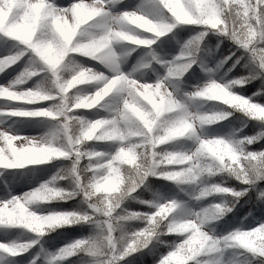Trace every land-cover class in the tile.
Masks as SVG:
<instances>
[{"label": "clouds", "instance_id": "9594fccd", "mask_svg": "<svg viewBox=\"0 0 264 264\" xmlns=\"http://www.w3.org/2000/svg\"><path fill=\"white\" fill-rule=\"evenodd\" d=\"M0 47V264H264V0H0Z\"/></svg>", "mask_w": 264, "mask_h": 264}, {"label": "rangeland", "instance_id": "374dc122", "mask_svg": "<svg viewBox=\"0 0 264 264\" xmlns=\"http://www.w3.org/2000/svg\"><path fill=\"white\" fill-rule=\"evenodd\" d=\"M61 2L63 3H67L69 2V0H61ZM5 50L3 49V47H0V56L5 55ZM89 63H94L92 61H88ZM24 65V60H21L20 62H18V64L16 65H12L10 68L6 69L5 72L0 73V85H7V83L13 79V77L19 72V70L23 67ZM38 79V77H34L33 80L29 81L27 85L24 86H31L34 81ZM5 101L0 99V104H3ZM40 106H44V105H27V107H40ZM20 119H32V120H37L39 118H17V117H12L11 119L7 120V123L11 124L13 121H17ZM23 133L26 134H34L38 131H40L39 128H35V127H22L20 129ZM40 168H51V165H41L38 166ZM10 171H14V170H10ZM31 185L27 184V183H22L19 185H16L14 188V191L16 193L19 192H23L25 190H27L28 187H30ZM5 192V187H4V181L2 179H0V196H2ZM75 204V201H69L67 203H59V204H53L51 205V207L54 208H58V209H69L71 208L73 205ZM88 228L85 227H80V226H74L71 228H64V229H60L58 233L53 234V237L50 238L55 240V243L52 246H58L61 243L65 242L66 240L72 239V238H76V237H80L83 234L87 233ZM3 235L0 234V239H3ZM138 264H140V262L138 261Z\"/></svg>", "mask_w": 264, "mask_h": 264}, {"label": "snow or ice", "instance_id": "6c2138e0", "mask_svg": "<svg viewBox=\"0 0 264 264\" xmlns=\"http://www.w3.org/2000/svg\"><path fill=\"white\" fill-rule=\"evenodd\" d=\"M0 86H7V85H0Z\"/></svg>", "mask_w": 264, "mask_h": 264}]
</instances>
